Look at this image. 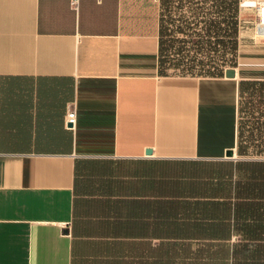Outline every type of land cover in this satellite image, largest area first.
Wrapping results in <instances>:
<instances>
[{"label": "crops", "instance_id": "1", "mask_svg": "<svg viewBox=\"0 0 264 264\" xmlns=\"http://www.w3.org/2000/svg\"><path fill=\"white\" fill-rule=\"evenodd\" d=\"M124 1L0 0V264H166L202 242L179 234L231 163L259 159L236 153L253 28L234 77L161 76L157 8L145 30Z\"/></svg>", "mask_w": 264, "mask_h": 264}, {"label": "trees", "instance_id": "2", "mask_svg": "<svg viewBox=\"0 0 264 264\" xmlns=\"http://www.w3.org/2000/svg\"><path fill=\"white\" fill-rule=\"evenodd\" d=\"M155 1L159 75L219 77L236 66L240 0ZM255 87L259 104L245 109L249 101L241 97ZM245 129L250 139L259 138L254 153L242 141ZM236 153L261 157L231 163L214 186L226 199L199 202L198 223L179 234L202 242L169 244L166 264H264V80L240 83Z\"/></svg>", "mask_w": 264, "mask_h": 264}, {"label": "rangeland", "instance_id": "3", "mask_svg": "<svg viewBox=\"0 0 264 264\" xmlns=\"http://www.w3.org/2000/svg\"><path fill=\"white\" fill-rule=\"evenodd\" d=\"M150 4H148V2H139V1H132V0H125L124 3H122V7L123 10H125L129 15L127 16V19L133 21V22H143L144 25L146 23L145 30H147V28L150 27L151 25V21L153 20L154 17V13L155 10L153 9L154 7L156 8L155 5V1L154 0H150ZM242 3V4H241ZM254 4L255 1L254 0H248L246 3H243L242 0H240L239 2V14H238V20L240 22V29L243 30L244 26H248V27H252V31H251V35H255L254 33V18H255V8H254ZM241 33V30H240ZM243 34V33H242ZM241 40L243 39V35L240 34ZM255 40L256 44H259V54L261 52L262 55H264L262 52H264V49L261 48V46L263 47L264 45V38H259V37H254V39L252 38V41ZM258 46V45H257ZM169 72H173L172 70H169ZM262 75V74H261ZM264 75V74H263ZM259 80H264V76L263 77H259ZM254 91V94L249 95V93H251V90L248 89L243 96L241 97V101L246 102L247 100L249 101V103H246L244 106L245 109L248 108L250 109V107L255 108V105L259 104V97L257 95H255L256 93L259 94V89H257V87H255V89H252ZM249 98V99H248ZM253 105V106H252ZM259 108V105H258ZM245 116L249 115L245 110ZM252 119L250 118V122ZM242 141L244 143H246L249 147V152L254 153L255 150H252L254 148V145L259 143V138H255L254 139H250L248 137V132H246V129L243 132V138ZM237 157V155H235ZM243 157H261V156H257V155H251V156H243Z\"/></svg>", "mask_w": 264, "mask_h": 264}, {"label": "built area", "instance_id": "4", "mask_svg": "<svg viewBox=\"0 0 264 264\" xmlns=\"http://www.w3.org/2000/svg\"><path fill=\"white\" fill-rule=\"evenodd\" d=\"M255 18H254V32L255 35L262 38L264 37V0H254ZM77 0H70L72 7L76 6ZM75 107L73 103H68L64 115V125L68 129H72L75 124Z\"/></svg>", "mask_w": 264, "mask_h": 264}, {"label": "water", "instance_id": "5", "mask_svg": "<svg viewBox=\"0 0 264 264\" xmlns=\"http://www.w3.org/2000/svg\"><path fill=\"white\" fill-rule=\"evenodd\" d=\"M223 75L225 77H234L235 76V70H234V68L233 67H227V68H225L224 71H223ZM150 152H151L150 149L145 150V153L146 154H149ZM224 157L225 158H231V157H233V150H231V149L226 150L224 152Z\"/></svg>", "mask_w": 264, "mask_h": 264}]
</instances>
